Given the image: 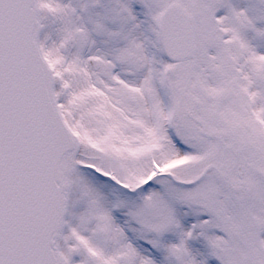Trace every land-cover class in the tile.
<instances>
[{
	"label": "snow or ice",
	"instance_id": "snow-or-ice-1",
	"mask_svg": "<svg viewBox=\"0 0 264 264\" xmlns=\"http://www.w3.org/2000/svg\"><path fill=\"white\" fill-rule=\"evenodd\" d=\"M0 264H264V0H0Z\"/></svg>",
	"mask_w": 264,
	"mask_h": 264
}]
</instances>
